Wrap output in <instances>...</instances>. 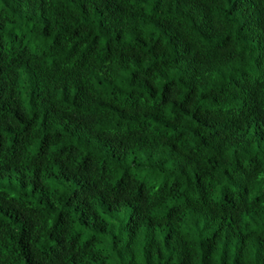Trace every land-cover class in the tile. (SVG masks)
I'll use <instances>...</instances> for the list:
<instances>
[{
  "label": "trees",
  "instance_id": "obj_1",
  "mask_svg": "<svg viewBox=\"0 0 264 264\" xmlns=\"http://www.w3.org/2000/svg\"><path fill=\"white\" fill-rule=\"evenodd\" d=\"M0 264H264V0H0Z\"/></svg>",
  "mask_w": 264,
  "mask_h": 264
}]
</instances>
